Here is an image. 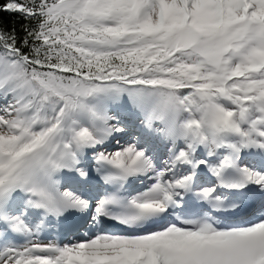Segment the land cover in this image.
I'll return each mask as SVG.
<instances>
[{
    "label": "snow or ice",
    "instance_id": "6c2138e0",
    "mask_svg": "<svg viewBox=\"0 0 264 264\" xmlns=\"http://www.w3.org/2000/svg\"><path fill=\"white\" fill-rule=\"evenodd\" d=\"M0 264H264V0H0Z\"/></svg>",
    "mask_w": 264,
    "mask_h": 264
},
{
    "label": "trees",
    "instance_id": "16d2710c",
    "mask_svg": "<svg viewBox=\"0 0 264 264\" xmlns=\"http://www.w3.org/2000/svg\"><path fill=\"white\" fill-rule=\"evenodd\" d=\"M5 22L11 24V23H15V18H10L7 15L4 16Z\"/></svg>",
    "mask_w": 264,
    "mask_h": 264
},
{
    "label": "bare ground",
    "instance_id": "6f19581e",
    "mask_svg": "<svg viewBox=\"0 0 264 264\" xmlns=\"http://www.w3.org/2000/svg\"><path fill=\"white\" fill-rule=\"evenodd\" d=\"M45 233H46V235H45ZM45 233H43L42 235H41V239H43V238H49L50 237V235H51V232L49 233V232H45ZM55 237V236H54ZM43 242V241H42Z\"/></svg>",
    "mask_w": 264,
    "mask_h": 264
}]
</instances>
